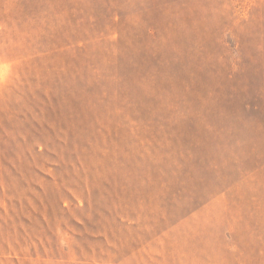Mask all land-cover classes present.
<instances>
[{
    "label": "rangeland",
    "instance_id": "374dc122",
    "mask_svg": "<svg viewBox=\"0 0 264 264\" xmlns=\"http://www.w3.org/2000/svg\"><path fill=\"white\" fill-rule=\"evenodd\" d=\"M0 264H264V0H0Z\"/></svg>",
    "mask_w": 264,
    "mask_h": 264
}]
</instances>
